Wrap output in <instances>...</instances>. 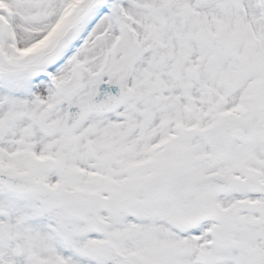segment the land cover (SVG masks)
Here are the masks:
<instances>
[{
    "label": "snow or ice",
    "instance_id": "obj_1",
    "mask_svg": "<svg viewBox=\"0 0 264 264\" xmlns=\"http://www.w3.org/2000/svg\"><path fill=\"white\" fill-rule=\"evenodd\" d=\"M0 264H264V0H0Z\"/></svg>",
    "mask_w": 264,
    "mask_h": 264
}]
</instances>
